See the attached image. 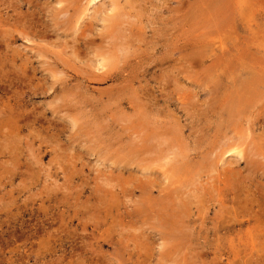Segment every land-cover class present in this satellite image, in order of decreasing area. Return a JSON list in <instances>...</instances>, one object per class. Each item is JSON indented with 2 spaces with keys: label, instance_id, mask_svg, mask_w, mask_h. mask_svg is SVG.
I'll return each mask as SVG.
<instances>
[{
  "label": "rangeland",
  "instance_id": "374dc122",
  "mask_svg": "<svg viewBox=\"0 0 264 264\" xmlns=\"http://www.w3.org/2000/svg\"><path fill=\"white\" fill-rule=\"evenodd\" d=\"M0 264H264V0H0Z\"/></svg>",
  "mask_w": 264,
  "mask_h": 264
},
{
  "label": "bare ground",
  "instance_id": "6f19581e",
  "mask_svg": "<svg viewBox=\"0 0 264 264\" xmlns=\"http://www.w3.org/2000/svg\"><path fill=\"white\" fill-rule=\"evenodd\" d=\"M92 1V0H91ZM139 4V3H138ZM142 4V3H141ZM105 5V4H104ZM5 6V5H4ZM120 33V32H119ZM115 35H117V34H115ZM43 36V35H42ZM118 40V39H117ZM159 137V136H158ZM156 141V140H155ZM250 146V145H249ZM223 172V171H222ZM226 180V179H225ZM198 199V198H197Z\"/></svg>",
  "mask_w": 264,
  "mask_h": 264
}]
</instances>
